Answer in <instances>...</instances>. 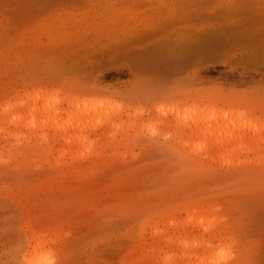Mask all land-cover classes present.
Listing matches in <instances>:
<instances>
[{"label": "rangeland", "instance_id": "rangeland-1", "mask_svg": "<svg viewBox=\"0 0 264 264\" xmlns=\"http://www.w3.org/2000/svg\"><path fill=\"white\" fill-rule=\"evenodd\" d=\"M248 19L264 0H0V264H264V44L187 57ZM88 95L113 120L86 143L31 131Z\"/></svg>", "mask_w": 264, "mask_h": 264}, {"label": "bare ground", "instance_id": "bare-ground-1", "mask_svg": "<svg viewBox=\"0 0 264 264\" xmlns=\"http://www.w3.org/2000/svg\"><path fill=\"white\" fill-rule=\"evenodd\" d=\"M251 15L252 14H250V16ZM260 22H254V21H251L250 19H248L244 22L239 23L240 29H238V35L231 34L229 36L226 35L224 37H219L217 39H215L213 37L203 38L202 40L197 41V43L194 44V47L189 49L188 52H190V54H188L187 57H189L190 59L191 58H199V57L205 58V57H210V56L213 57V55H216L218 50H221L220 48H222V46H226L228 44H230V45L231 44H245V45L247 44L246 45L247 47H248V44L251 46H255L256 44H264V31H261L259 29L260 26L262 25L261 24L262 22L261 23ZM245 27H248L250 32L253 31V28H257V33L254 35L253 38H249V40H247V39L244 40V39L239 38L240 35L244 33L242 31H244L243 29H245ZM250 32H248V33H250ZM242 36L244 38V35H242ZM246 46L244 49H246ZM251 46H249V47H251ZM262 52H263V50H262ZM255 57L256 56H254V58ZM191 60L193 62L194 59H191ZM43 91L44 90H40L37 92L36 96L33 99V102H38V100H39L38 93H43ZM75 99H76V97L73 98V100H74L73 103L76 102ZM28 100H30V96L28 97L27 101ZM30 102L31 101H28V103H30ZM56 103H58V100H55V101L51 100L50 101V99H47L41 105H35L32 102L30 103L33 107V115H32L33 123L31 124V126H29L32 132L44 131L45 129L50 128V124L52 123L53 125L51 127L54 128V131L58 135H60L62 138H64L66 145H69V146L75 145L77 147V144H84L88 141V137H87L86 133H87V129L90 127L89 126L90 122L87 119H88V116L90 114H92V118H94L95 124H103V123L107 122V123H105L107 125L110 120L111 121L113 120V112H111V111L102 113L100 115L98 114L100 108L102 107V105H104V103H100V102L97 103L95 101V96H92V95L85 96L84 101L82 103H80V107L83 110L79 111V110H75L72 108H70L68 110H63L62 112L66 114V118L64 120H61V121L59 120V117H60V114L62 112H60V111H57L55 113L50 112L51 107H54L56 109V105H57ZM23 104H24V102H23ZM89 106L92 107L91 110L88 109ZM200 112L201 111H199V113ZM38 117H39V119H38ZM37 119H38V121H37ZM18 120H19V117H18V115H16V119L13 122L16 127L18 125ZM193 122L194 123L192 125H193L194 129H193V132L191 131L192 135H195V134L197 135L199 133L203 134V137L207 136V138H206L207 140H208V138H210V139H212V141H214V142H211V141L210 142L213 143L214 145L216 144L215 146L218 147L219 151L223 148L224 144L222 143L221 140L223 139V136H225L227 134V129H225V128L213 129V127H209V128L204 130V129L199 127V124L197 121L194 120ZM91 128H94V127H91ZM187 139H189V138H187ZM204 140H205V138H204ZM208 141L206 143H208ZM90 143H92V144H90L91 146L94 144L93 142H90ZM186 143H187V141H185V144ZM208 145L209 144H207V146ZM221 151L223 152L224 150H221ZM37 260L38 259H36L35 257L33 258V256H30L26 262H27V264H41V263H43V260H42V262H38Z\"/></svg>", "mask_w": 264, "mask_h": 264}]
</instances>
